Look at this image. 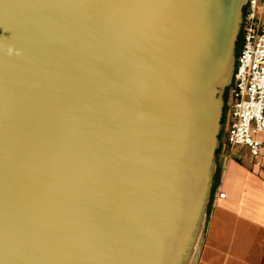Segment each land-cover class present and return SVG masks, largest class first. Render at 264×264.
I'll list each match as a JSON object with an SVG mask.
<instances>
[{
  "label": "water",
  "instance_id": "water-1",
  "mask_svg": "<svg viewBox=\"0 0 264 264\" xmlns=\"http://www.w3.org/2000/svg\"><path fill=\"white\" fill-rule=\"evenodd\" d=\"M245 3L0 0V264L189 263Z\"/></svg>",
  "mask_w": 264,
  "mask_h": 264
},
{
  "label": "crops",
  "instance_id": "crops-1",
  "mask_svg": "<svg viewBox=\"0 0 264 264\" xmlns=\"http://www.w3.org/2000/svg\"><path fill=\"white\" fill-rule=\"evenodd\" d=\"M225 135L226 130L211 212L193 264H264V150L251 159L245 149L227 148Z\"/></svg>",
  "mask_w": 264,
  "mask_h": 264
},
{
  "label": "built area",
  "instance_id": "built-area-1",
  "mask_svg": "<svg viewBox=\"0 0 264 264\" xmlns=\"http://www.w3.org/2000/svg\"><path fill=\"white\" fill-rule=\"evenodd\" d=\"M240 36L228 88L224 144L245 149L256 159L264 150V0H246Z\"/></svg>",
  "mask_w": 264,
  "mask_h": 264
},
{
  "label": "bare ground",
  "instance_id": "bare-ground-1",
  "mask_svg": "<svg viewBox=\"0 0 264 264\" xmlns=\"http://www.w3.org/2000/svg\"><path fill=\"white\" fill-rule=\"evenodd\" d=\"M206 171L207 172L203 176L202 181L199 185L197 197H196L194 204H193L194 205V214L192 217L191 226H189V228L187 230V234H186L185 239H184V242L180 246L172 264H188V256L187 255H188L189 248L192 246V244H190V242H191L190 239H192V237H193V241H194V238L196 235H198V231H199L200 226H201L202 209H203V206L205 204L207 189L209 186V177H210V173L212 171V166H210ZM194 229H196L195 233H194V231H192Z\"/></svg>",
  "mask_w": 264,
  "mask_h": 264
},
{
  "label": "rangeland",
  "instance_id": "rangeland-1",
  "mask_svg": "<svg viewBox=\"0 0 264 264\" xmlns=\"http://www.w3.org/2000/svg\"><path fill=\"white\" fill-rule=\"evenodd\" d=\"M227 104H228V94H227L226 101L224 100V105H223V112L224 113L222 114V116H224V117H223V119H221V129H220V132L218 135L219 148L221 147L222 142H223V135H224V131H225V118H226V114H227V110H228ZM216 160H221V152L218 153V155H216L215 161ZM202 232H203V230H202ZM202 232L197 239V242H196L195 247H194L193 252H192L191 259H190L188 264H193L194 261L196 260L197 256H198V254H199L201 241H202Z\"/></svg>",
  "mask_w": 264,
  "mask_h": 264
},
{
  "label": "trees",
  "instance_id": "trees-1",
  "mask_svg": "<svg viewBox=\"0 0 264 264\" xmlns=\"http://www.w3.org/2000/svg\"><path fill=\"white\" fill-rule=\"evenodd\" d=\"M240 46H241V36H240V33H239L238 40H237V43H236V54H235V58H236V56H237V54H238V52L240 50ZM227 94H228V89L224 93V100L225 101H226V98H227ZM223 117L224 116H222V119H223ZM219 150H220V148L217 150L216 155H218ZM219 174H220V170H219V167H218V162L216 160L215 171H214L213 179H212V186H211V191H210L209 202H208L207 209H206V218H205L204 227H206V224H207V222L209 220V216H210V212H211V203H212V196H213L214 184L217 182V180L219 178Z\"/></svg>",
  "mask_w": 264,
  "mask_h": 264
}]
</instances>
